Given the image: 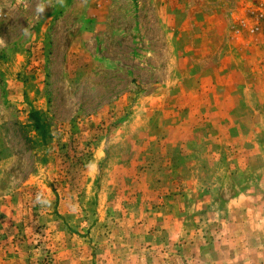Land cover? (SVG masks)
Here are the masks:
<instances>
[{"label": "rangeland", "instance_id": "374dc122", "mask_svg": "<svg viewBox=\"0 0 264 264\" xmlns=\"http://www.w3.org/2000/svg\"><path fill=\"white\" fill-rule=\"evenodd\" d=\"M59 1L0 0V264H264L216 150L264 124L258 0Z\"/></svg>", "mask_w": 264, "mask_h": 264}, {"label": "crops", "instance_id": "0c3cea01", "mask_svg": "<svg viewBox=\"0 0 264 264\" xmlns=\"http://www.w3.org/2000/svg\"><path fill=\"white\" fill-rule=\"evenodd\" d=\"M96 12H99V10H96ZM258 57H260L259 53ZM255 92H258V103L262 105L263 109H261L264 110V81H258V89L255 90ZM212 109V105L206 109V117L214 118L213 115L208 113V111H212ZM226 110H228V108ZM238 111L236 115V131L242 134L246 141L243 143L221 142L217 144L216 148L218 152H221L220 154L229 153L228 150L230 146L231 149L236 152L234 155H230V159L232 160L231 165L235 168V178L236 176L241 178L242 184L234 181L235 179L233 177L232 180L236 184L235 186L238 190V194L234 196L233 200L228 202L229 204L225 211V213H231L234 216V220L231 223L232 225H237L235 221L241 223L242 220H244L242 217L244 214L248 215L250 213H255L262 219L264 217V124H261L259 121L260 118H263V115L253 111L250 106L245 105L240 106ZM226 116H228V113ZM200 117H202V114H200ZM245 117L247 118L246 120ZM208 126L211 128L210 132H214V125ZM207 131L209 132V130ZM206 145L208 150L210 149L211 152H215V143L207 142ZM251 178H255L254 185L253 183L246 185V182ZM205 202L204 205L207 204V206L211 207L209 201ZM228 220H226V222L229 224L230 220ZM220 226L223 228L225 227V229L231 228L229 225L225 226L224 220L218 222L217 227Z\"/></svg>", "mask_w": 264, "mask_h": 264}, {"label": "built area", "instance_id": "2783aa9c", "mask_svg": "<svg viewBox=\"0 0 264 264\" xmlns=\"http://www.w3.org/2000/svg\"><path fill=\"white\" fill-rule=\"evenodd\" d=\"M255 5H258V15H257V19H258V27H256L258 29V34L260 35H264V0H258L255 2Z\"/></svg>", "mask_w": 264, "mask_h": 264}, {"label": "trees", "instance_id": "16d2710c", "mask_svg": "<svg viewBox=\"0 0 264 264\" xmlns=\"http://www.w3.org/2000/svg\"><path fill=\"white\" fill-rule=\"evenodd\" d=\"M30 118L34 119V128L39 132V129H41V131L39 133H41L42 136H44V131H43V127L39 126L40 121H39V117H36L35 113H30Z\"/></svg>", "mask_w": 264, "mask_h": 264}, {"label": "clouds", "instance_id": "9594fccd", "mask_svg": "<svg viewBox=\"0 0 264 264\" xmlns=\"http://www.w3.org/2000/svg\"><path fill=\"white\" fill-rule=\"evenodd\" d=\"M61 4L63 3V0H60ZM45 11L44 7L43 6H40L37 8V12L40 13V14H43Z\"/></svg>", "mask_w": 264, "mask_h": 264}]
</instances>
